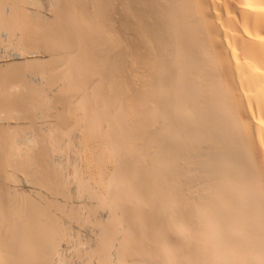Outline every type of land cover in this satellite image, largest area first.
Segmentation results:
<instances>
[{"label":"bare ground","instance_id":"bare-ground-1","mask_svg":"<svg viewBox=\"0 0 264 264\" xmlns=\"http://www.w3.org/2000/svg\"><path fill=\"white\" fill-rule=\"evenodd\" d=\"M41 3L0 0V264L87 216L99 264H264V0Z\"/></svg>","mask_w":264,"mask_h":264},{"label":"rangeland","instance_id":"rangeland-1","mask_svg":"<svg viewBox=\"0 0 264 264\" xmlns=\"http://www.w3.org/2000/svg\"><path fill=\"white\" fill-rule=\"evenodd\" d=\"M40 2L42 1V3L40 4V5H42V4H44L43 2H44V0H39ZM19 62V61H18ZM13 63H16L15 61H13ZM4 64V65H3ZM9 64H12V62L11 61H4V62H2V64L0 63V68H2V70H4L3 68H6L5 70H7V68L9 67L8 65ZM74 159V158H73ZM72 159V157H71V160H70V162H69V164H71L72 165V163H71V161L73 160ZM74 163V162H73ZM75 163H77V161L75 162ZM78 164H79V161H78ZM72 190L74 191V189L72 188ZM73 191H71V194L73 193ZM76 192H77V190H76ZM101 206V205H100ZM94 207L95 209V211H97V212H94V213H98V212H102L103 211V207H105V206H102V207ZM97 209V210H96ZM100 209V210H99ZM105 209V208H104ZM86 213H88L87 212V210L85 211L84 210V216H83V219H85L86 218ZM99 213V214H100ZM121 213V217H120V222H121V225H123V229L125 230H127V232H129L130 234H131V236H132V238L133 239H138V233H137V230H136V228L133 226V225H131V222H129L128 223V221H127V219H126V217L127 216H125L126 214H122V212H120ZM125 213V212H124ZM83 214V213H82ZM99 214L97 215V216H99ZM124 215V216H123ZM95 216H96V214H95ZM87 219L88 220H84V224H86V225H75V226H71V227H69V238L66 240L67 242H66V245L64 244L63 246H64V248L63 247H61L62 248V251L64 250V249H66V250H64L65 252L63 253L62 251L60 252V253H63L65 256H66V258H65V256H63L62 254H60V256L62 255V257H63V259H62V262H60L59 264H99L97 261L98 260H94V256H93V261H92V258H90L91 256V254L88 252L89 251V247H88V245H90L91 244V242H90V240H94V239H97V236H99L98 235V227L96 226V225H94V223H92L89 219H90V217L88 218V216H87ZM89 222H91V223H89ZM164 223H165V221H164ZM76 226H79V228L78 227H76ZM82 226V228L80 229V227ZM86 227V229H84ZM95 227V228H94ZM163 228H164V230L166 229L165 227H167L166 225H164L163 224V226H162ZM162 228V229H163ZM129 230V231H128ZM126 232V231H125ZM93 235V236H92ZM72 237V238H71ZM161 238V236H156L155 238H156V240H154V244H157V242H159L158 244H160V243H162L163 241H165L163 238ZM73 239V240H72ZM74 241V242H73ZM156 241V242H155ZM86 243V244H85ZM145 243V242H144ZM70 244H71V246H70ZM81 244V245H80ZM157 244V245H158ZM66 246V247H65ZM78 246V247H77ZM80 246V247H79ZM68 248V249H67ZM79 252H78V251ZM88 250V251H87ZM116 250V248L114 249H112V251H111V253H114L115 255L117 254V252L115 251ZM86 251H87V253H86ZM116 252V253H115ZM81 253V254H80ZM81 256V257H80ZM87 256V257H86ZM118 256V255H117ZM116 256H114V258H115ZM76 258V259H75ZM80 258H82V259H80ZM114 258H112V259H114ZM64 260V261H63ZM84 261V262H83ZM68 262V263H67ZM56 264V263H55Z\"/></svg>","mask_w":264,"mask_h":264}]
</instances>
